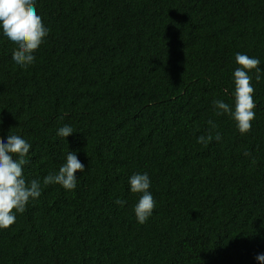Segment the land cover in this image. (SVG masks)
<instances>
[{
    "label": "trees",
    "instance_id": "16d2710c",
    "mask_svg": "<svg viewBox=\"0 0 264 264\" xmlns=\"http://www.w3.org/2000/svg\"><path fill=\"white\" fill-rule=\"evenodd\" d=\"M36 10L49 33L31 65L16 67L0 36V140L28 141L23 175L41 181L0 229V264H257L264 79L251 81L244 134L213 101L233 102L237 52L264 69V0H37ZM68 150L85 165L76 188L43 185ZM135 172L148 173L155 200L143 224Z\"/></svg>",
    "mask_w": 264,
    "mask_h": 264
},
{
    "label": "clouds",
    "instance_id": "9594fccd",
    "mask_svg": "<svg viewBox=\"0 0 264 264\" xmlns=\"http://www.w3.org/2000/svg\"><path fill=\"white\" fill-rule=\"evenodd\" d=\"M36 3L37 0H0V36L13 45L11 60L19 68L28 67L34 62L35 51L49 33V29L37 13ZM235 63L238 66L231 74L234 85L232 104L216 99L213 106L216 115L230 116L237 130L244 134L251 129V121L255 117L256 104L251 81L253 78L256 82L264 79V69L259 66L261 64L259 58L246 53L237 52ZM60 119H63V116ZM208 123L215 127L212 121ZM73 133V128L68 124L56 130V135L65 140ZM219 138L217 133L216 139ZM197 142L207 141L201 136L197 138ZM31 147L32 145L20 135L9 132L0 140V229L12 225L16 215L25 211L28 202L36 200L41 195V181L35 178L26 181L23 175V166L28 163ZM84 171L85 165L78 159L76 151L68 150L58 170L45 175L42 183L45 186L57 184L66 191H71L77 186L76 173ZM128 185L131 193L138 194L133 212L137 223L143 224L152 216L155 207V200L149 190L150 177L147 172H135L128 177ZM114 203L123 206L125 201L116 198ZM254 259L257 264H264V252L257 253Z\"/></svg>",
    "mask_w": 264,
    "mask_h": 264
}]
</instances>
